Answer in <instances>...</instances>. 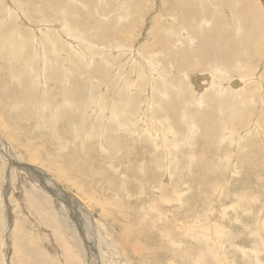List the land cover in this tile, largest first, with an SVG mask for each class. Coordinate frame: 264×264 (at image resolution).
Instances as JSON below:
<instances>
[{"label":"rangeland","instance_id":"rangeland-1","mask_svg":"<svg viewBox=\"0 0 264 264\" xmlns=\"http://www.w3.org/2000/svg\"><path fill=\"white\" fill-rule=\"evenodd\" d=\"M194 1L197 4H194ZM224 1L0 0V14L3 16L2 20L0 15V30L5 31L4 33L0 31L4 35L0 34V47L4 45L0 49L2 57H0V122L2 125L0 134L7 143L15 141L20 144L13 143V146L20 149H14L10 143L7 145L10 151L6 152V157L16 162L15 167H11L9 161L4 160L5 155L0 153V264H264V220L262 219L264 218V119H262L264 118V57H261V61L260 55L247 59V64L242 59L234 63L236 57H233L229 62H224L225 67L218 63L215 65V60L213 63L204 60L203 53L209 52L212 48L209 43L202 48L201 45L205 39L200 37L201 32L204 35L208 34L206 42L210 39L212 43H217L221 35L218 29L217 34L212 30L215 23L216 26L228 28L230 35L236 38L240 36L236 30L240 28L244 32L246 29L243 25L237 24L241 18L239 13L244 12L242 7L247 9L250 15L249 20L251 18L258 20V27H263V30L256 29L255 36L260 35L261 32L264 33V0H226L225 3ZM177 4L179 5L176 6ZM188 6L192 8H187L189 11L186 9ZM185 16L187 19L190 18L188 20L190 25L182 23L184 21L182 18ZM1 21L4 22L3 25ZM206 21H209V26L206 25ZM200 22L204 27H201ZM205 25L208 27L205 28ZM8 27L11 31H8ZM201 28H203L202 31L199 30ZM196 30L201 32L197 35ZM157 32L160 33L157 34ZM230 35L228 38L234 39ZM170 36H172L170 39L174 37L172 39L175 40L174 42L169 39ZM180 36L182 41L183 38L185 39V43L188 40L186 44L181 41ZM190 36L191 39H189ZM223 36L225 35L222 34ZM29 37L32 38H30L31 41ZM150 41H153V44ZM188 46L193 50L196 49L191 51L189 48L194 55L187 50ZM23 50L24 52L26 50L25 58ZM212 51L215 53L214 50ZM153 56L158 59H154ZM124 60L126 63L122 62ZM15 62L20 63L17 65ZM6 63L10 64V67L13 65V68H9ZM211 63L213 66L208 65ZM122 64L126 66V69L122 67ZM150 64L152 66L154 64V67L149 66ZM24 65L31 70L29 79L25 75ZM22 69L24 70L21 73ZM20 73L26 76L23 78L28 79L26 82L21 78ZM41 74H44V77ZM196 76H204L198 82L202 88L195 86L193 79ZM11 79L14 81L18 79V81L14 82ZM30 81L34 82L29 83L30 86H28ZM233 81L237 82L236 86L232 85ZM120 82L123 84L121 85ZM24 83L25 85H22ZM84 85L87 88L88 86L93 88L92 91L84 89L82 87ZM126 85L130 88H126ZM98 86L101 89L104 88L107 93L103 89L101 91ZM227 86L230 88L228 89ZM116 88L124 90L122 96L120 90ZM50 89L53 91L51 92ZM212 89L217 90L212 92ZM247 89L249 94H246ZM30 90L37 92V95L34 92L31 94ZM60 92L61 98H59ZM126 92L128 94H125ZM223 92L229 94L226 95L227 98ZM256 92L259 94L254 96ZM157 93L159 96L155 95ZM168 93L170 96H166ZM160 94H163L162 97ZM119 96L122 97V99L120 97L122 102H119ZM163 97L165 100L169 97L168 101L170 97H174L175 102H172V99L170 107H167L168 102L162 99ZM40 98H42L41 103ZM58 98L63 101H59ZM82 98H87L86 104H84L85 99ZM32 99L33 103H31ZM38 99L40 101H37ZM79 99L82 101L80 102ZM131 99L135 101L131 102ZM222 99L227 100H225L227 105L222 104ZM73 100L81 104H74ZM55 101L61 102L65 108L67 106L69 109L59 105L55 112V106L52 104ZM67 101L71 103V105L69 103L71 107ZM100 101L104 104L101 105ZM129 102H136L137 106L133 104L136 106L134 107ZM149 102L152 104L150 105ZM119 103L123 106L121 110L119 109L122 106ZM123 103L128 106L126 107ZM4 104L7 106L4 107ZM10 105H13L14 107H11L15 109ZM29 105L33 109L32 113ZM80 105H82V112L78 108ZM100 107L106 109V115L103 114L104 108L101 110ZM17 108L19 111L16 110ZM111 108L117 111L115 117L110 116L112 113L115 114ZM135 108L136 111H134ZM73 109L78 111L77 115L82 114V118L79 115L76 116ZM92 110L94 113H90ZM66 111L73 112V115L71 112L69 116L66 115ZM59 113L64 114L68 119L73 116V120H68ZM89 115L95 119H92V116L90 118ZM102 115H105L104 121H102ZM123 116H126V119L130 117V120L126 121ZM116 117L122 122L117 119L118 123L114 119ZM94 120L96 121L93 122ZM39 123L42 128L38 125ZM112 123H116V127L119 126L121 131ZM66 124L73 128L68 126L66 128ZM128 124H130L129 127ZM215 124L218 126L215 127ZM101 125L104 127L102 128ZM201 125L204 126L202 132ZM216 128L219 131H216ZM92 130L98 134L95 132L93 134ZM53 131H56L55 134ZM70 131L71 134L68 133ZM116 131H118L117 135ZM72 132L76 134L75 138ZM234 133L237 136L232 135ZM96 135L98 137L100 135L101 139ZM249 138L253 142H250ZM100 141L102 144L99 143ZM115 142L120 143L119 147ZM250 144L256 149L254 150ZM120 148L127 154L126 156L122 155ZM29 154L36 160H29ZM137 155L139 157L135 158ZM130 157L134 159H128ZM152 157H155L154 160ZM140 161H143L142 164Z\"/></svg>","mask_w":264,"mask_h":264},{"label":"bare ground","instance_id":"bare-ground-1","mask_svg":"<svg viewBox=\"0 0 264 264\" xmlns=\"http://www.w3.org/2000/svg\"><path fill=\"white\" fill-rule=\"evenodd\" d=\"M166 1H168V0H166ZM171 1H172V0H171ZM173 1H174V0H173ZM192 1H193V0H192ZM209 1H210V0H209ZM225 1H226V0H225ZM225 1H224V3H225ZM237 1H238V0H237ZM19 2H20V1H19ZM175 2H176V1H175ZM175 2H174V3H175ZM179 2H180V1H179ZM190 2H191V1H190ZM195 2H196V1H194V4H197V3H195ZM186 3H187V2H186ZM186 3H185V5H186ZM191 3H192V2H191ZM191 3H190V4H191ZM222 3H223V1H222ZM171 4H172V3H171ZM181 4H183V3H181ZM209 4H211V2H209ZM233 4H235V2H234ZM168 5H169V3H168ZM173 5L175 6V4H173ZM178 5H179V4H177L176 6H178ZM211 5H213V4H211ZM251 5H252V4H251ZM162 6H163V5H162ZM165 6H166V4H165ZM190 6H191V5H190ZM197 6H198V5H197ZM205 6H206V5H205ZM213 6H214V5H213ZM218 6H219V5H218ZM191 7H193V6H191ZM200 7H201V6H200ZM230 7L232 8L233 6H230ZM159 8H160V7H159ZM163 8H165V7L163 6ZM166 8H167V7H166ZM171 8H173V7H171ZM176 8H177V7H176ZM187 8H189V6L186 7V9H187ZM195 8H196V7H195ZM219 8H220V7H219ZM160 9H161V8H160ZM160 9H159V10H160ZM173 9H174V8H173ZM179 9H180V8H179ZM181 9H183V8H181ZM189 9H192V8H189ZM221 9H222V8H221ZM223 9H224V8H223ZM187 10H188V9H187ZM214 10H215V9H214ZM242 10H243L244 12L239 13V15H240L241 18H239L238 23H237V20H236V23H237V24H240V25H243V27H245L246 29H245V31L243 32L240 28H238V30H236V31L239 32L240 36H238L237 38H236V36H234V35H230L231 32H229L230 30H229L228 28L226 29L225 27L216 26V23L214 22V23H215V26H213L212 30H214V31L216 32V34H217V29H218V32H219V34L221 35V38H220V36H219V40L217 41V43L214 42V43H216V44H214V43H212V42L210 41V39L208 40V42H206V39H208V36H209V35H208V34H206V35L202 34L201 31H202L203 28L199 29V30H201V31H198V32H201V33H200V37H201V39H205V40H203L204 42L202 43L201 47H202V48H205V47L207 46V43H209L210 46H211L210 48H212V49L209 51L210 54H209V52H205V53H203V58H204V60H208V61H210V62H212V63H213V61L215 60L214 64H215V63H218V64H220V66H224V67H225L224 62H229V61L231 60V58H233V57H234V58L236 57L235 60H234V63H236V62H240V59H242V61H244L245 64H247V59H252V58H254V57L258 56V55H260V61H261V57H262V56L264 57V33H262V32L260 31L261 34L258 35V36H255L256 33H257L256 29H257V28H258V29L260 28V26L258 27V24H259V23L257 22L258 20L256 21V20H254L253 18H251V19L249 20L250 15H249L247 9L242 7ZM165 11H166V10H165ZM165 11H164V12H165ZM188 11H189V10H188ZM196 11H197V10H196ZM166 12H167V11H166ZM171 12H172V13H175V12H173V11H171ZM177 12H178V11H176V13H177ZM190 12H191V11H190ZM207 12H208V11H207ZM6 13H7V12H6ZM6 13H5V14H6ZM160 13H161V12H160ZM187 13H189V12H187ZM7 14H8V13H7ZM7 14H6V15H7ZM161 14H162V13H161ZM167 14L169 15L170 13H167ZM167 14H165V15H167ZM211 14H212V13H211ZM214 14H215V13H214ZM233 14H234V13H233ZM0 15H1V14H0ZM162 15H164V14H162ZM171 15H172V14H171ZM181 15H183V14H181ZM195 15H196V14H195ZM218 15H219V14H218ZM239 15H238V16H239ZM1 16H2V15H1ZM7 16H8V15H7ZM175 16H176V14H175ZM183 16H184V15H183ZM203 16H204V15H203ZM211 16H212V15H211ZM215 16H216V15H215ZM223 16H224V15H223ZM234 16H235V14H234ZM4 17L7 18L6 16H4ZM9 17H10V16H9ZM160 17H161V16H160ZM179 17H180V16H179ZM189 17H190V15H189ZM0 18H1V17H0ZM177 18H178V17H177ZM181 18H182V17H181ZM190 18H191V17H190ZM190 18L187 19V17L185 16L184 18H182V21L184 20L182 23H187V24H188V20H189ZM215 18H216V17H215ZM153 19H154V18H153ZM192 19H193V18H192ZM206 19H208V18H206ZM237 19H238V17H237ZM2 20H3V16H2ZM174 20H175V19H174ZM194 20H195V19H194ZM200 20H201V18H200ZM210 20H211V19H210ZM253 20H254V22H252ZM201 21H202V20H201ZM149 22H150V21H149ZM191 22L193 23V21H191ZM206 22H207L206 25L209 26V23H208L209 21H206ZM1 23H2V25L4 24V22H2V21H1ZM133 23H134V22H133ZM197 23H198V22H197ZM202 23H203V22H202ZM214 23H213V24H214ZM7 24H8V23H7ZM9 24H10V23H9ZM11 24H12V23H11ZM164 24H165V23H164ZM190 24H191V23H190ZM190 24H188V25H190ZM194 24H195V23H194ZM194 24H193V25H194ZM199 24H201V22H200ZM204 24H205V23H204ZM260 24H261V23H260ZM5 25H6V24H5ZM182 25H183V24H182ZM184 25H185V24H184ZM201 25H202V24H201ZM201 25H200V26H201ZM206 25H205V28L208 27V26H206ZM222 25H223V24H222ZM6 26H7V25H6ZM142 26H143V25H142ZM158 26H159V25H158ZM185 26H186V25H185ZM196 26H198V25L196 24ZM261 26H262V25H261ZM1 27H2V26H1ZM153 27H154V26H153ZM166 27H167V26H166ZM187 27H188V26H187ZM187 27H186V28H187ZM201 27H204V25H202ZM237 27H240V26L237 25ZM4 28H5V26H4ZM13 28H14V27H13ZM156 28H157V27H156ZM158 28H159V27H158ZM205 28H204V29H205ZM233 28H234V27H233ZM187 29H188V28H187ZM197 29H198V28H197ZM219 29H220V31H219ZM261 29L263 30V27L260 28V30H261ZM9 30H10V27H8V31H9ZM12 30H14V29H12ZM20 30H21V29H20ZM132 30H133V29H132ZM182 30H183V29H182ZM190 30H191V29H190ZM190 30H189V31H190ZM0 31H2V30H0ZM10 31H11V30H10ZM18 31H19V30H18ZM176 31H177V30H176ZM258 31H259V30H258ZM2 32H3V31H2ZM4 32H5V31H4ZM4 32H3V33H4ZM12 32H13V34L15 35L14 31H12ZM12 32H11V33H12ZM16 32H17V30H16ZM20 32H21V31H20ZM187 32H188V31H187ZM192 32H193V31H192ZM196 32H197V30H196ZM198 32H197V35H198ZM260 32H259V33H260ZM22 33H23V31H22ZM158 33H160V32H157V34H158ZM168 33H169V32H168ZM188 33H189V32H188ZM188 33H187V34H188ZM0 34L3 35L2 33H0ZM9 34H10V33H8V35H9ZM17 34H18V33H17ZM149 34H150V33H149ZM187 34H186V35H187ZM192 34H193V33H192ZM222 34L225 35V36L222 37ZM235 34H236V33H235ZM1 35H0V37H1ZM10 35H11V34H10ZM131 35H132V34H131ZM152 35H153V34H152ZM174 35H175V34H174ZM194 35H195V34H194ZM228 35H230L231 37H233L235 40L232 39V38H228ZM3 36H4V35H3ZM24 36H25V40H26V39H27V38H26V35H24ZM28 36H29V35H28ZM164 36H165V35H164ZM168 36H169V35H168ZM176 36H179V35H176ZM176 36H175V37H176ZM210 36H211V34H210ZM215 36H216V35H215ZM6 37H7V35H6ZM9 37H10V36H9ZM12 37H13V36H12ZM20 37H21V35H20ZM165 37H167V36H165ZM171 37H172V36H170L169 39H170ZM183 37H184V36H183ZM193 37H194V36H193ZM2 38H4V37H2ZM30 38H31V37H29V40H30ZM155 38H156V37H155ZM167 38H168V37H167ZM173 38H174V37H173ZM173 38H172V39H173ZM177 38H178V37H177ZM177 38H176V39H177ZM180 38H181V36H180ZM198 38H199V37H198ZM0 39H1V38H0ZM16 39H17V38H16ZM16 39H15V40H16ZM31 39H32V38H31ZM33 39H34V38H33ZM158 39H159V38H158ZM172 39H170V40H172ZM189 39H191V36H190ZM201 39H199V40H201ZM213 39H214V37H213ZM2 40H3V39H2ZM8 40H9V39H8V37H7V41H8ZM15 40H14V41H15ZM17 40H19V39H17ZM23 40H24V39H23ZM184 40H185V39L183 38V41H182V38H181V41L184 42V44H186L188 40L186 41V43H185ZM5 41H6V40H4V42H5ZM11 41H12V39H11ZM20 41H21V40H20ZM30 41H31V40H30ZM123 41H124V40H123ZM127 41H128V40H127ZM156 41H157V40H156ZM172 41H173V40H172ZM172 41H170V42H172ZM174 41H175V40H174ZM174 41H173V42H174ZM179 41H180V40H179ZM179 41H177V42H179ZM12 42H13V41H12ZM12 42H10V44H11ZM17 42H18V41H17ZM27 42H29V41H27ZM128 42H129V41H128ZM150 42L152 43L153 41H150ZM189 42H190V41H189ZM192 42H193V40H192ZM192 42H191V43H192ZM29 43H32V42H29ZM29 43H28V44H29ZM39 43H40V42H39ZM45 43H46V42H45ZM164 43H165V42H164ZM166 43H167V41H166ZM1 44H3V43H1ZM6 44H7V45H10V44H8V43H6ZM144 44H145V43H144ZM152 44H153V43H152ZM158 44H159V43H158ZM171 44H172V43H171ZM175 44H176V42H175ZM193 44H194V43H193ZM200 44H201V43H200ZM209 44H208V45H209ZM17 45H18V44H17ZM122 45H123V44H122ZM142 45H143V44H142ZM149 45H150V44H149ZM155 45H156V44H155ZM169 45H170V44H169ZM172 45H173V44H172ZM188 45H189V43H188ZM191 45H192V44H191ZM195 45H196V44H195ZM197 45H198V44H197ZM18 46H19V45H18ZM20 46H21V45H20ZM29 46L32 47V45H30V44H29ZM119 46H121V45H119ZM145 46H146V44H145ZM150 46H151V45H150ZM170 46H171V45H170ZM178 46H179V43H178ZM184 46H185V45H184ZM199 46H200V45H199ZM2 47H4V45H3ZM2 47H0V49H1ZM7 47H8V46H7ZM14 47H15V46H14ZM25 47H26V46H25ZM39 47H40V46H39ZM44 47H45V46H44ZM44 47H43V48H44ZM141 47H142V46H141ZM143 47H144V46H143ZM146 47H147V46H146ZM151 47H152L153 49H155L154 46H151ZM161 47H162V49H164L162 44H161ZM174 47H175V46H174ZM179 47H180V46H179ZM186 47H187V45H186ZM186 47H185V48H186ZM208 47H209V46H208ZM22 48H23V47H22ZM133 48H134V46H133ZM177 48H178V47H177ZM189 48L191 49V47L188 46V49H187V50H189ZM210 48H209V49H210ZM10 49H11V48H10ZM16 49H17V48H16ZM18 49H20V48H18ZM120 49H121V47H120ZM122 49H123V48H122ZM158 49H159V48H158ZM171 49H172V48H171ZM178 49H179V48H178ZM200 49H201V48H200ZM6 50H7V49H6ZM26 50H27V49H26ZM26 50H25V52H26ZM126 50H127V49H126ZM159 50H160V49H159ZM173 50H174V49H173ZM182 50H184V49H182ZM192 50H193V49H191V51H192ZM194 50H196V49L194 48ZM194 50H193V51H194ZM203 50H204V49H203ZM212 50H214L215 53H214ZM8 51H9V49H8ZM10 51H12V50H10ZM21 51H22V50H21ZM108 51H109V50H108ZM122 51H123V50H122ZM141 51H142V49H141ZM144 51H145V49H144ZM147 51H148V50H147ZM161 51H162V50H161ZM164 51H165V50H164ZM174 51H175V50H174ZM174 51H173V52H174ZM189 51H190V50H189ZM191 51H190V52H191ZM198 51H199V50H198ZM198 51H197V52H198ZM1 52H2V51H1ZM3 52H4V51H3ZM14 52H15V49H14ZM16 52H17V51H16ZM25 52H24V50H23V54H24ZM27 52H28V51H27ZM155 52H156V50H155ZM170 52H172V50H171ZM197 52H196V53H197ZM107 53H108V52H107ZM124 53H125V52H124ZM146 53H147V52H146ZM148 53H149V52H148ZM175 53H176V52H175ZM191 53H192V52H191ZM199 53H201V52H199ZM10 54H11V53H10ZM19 54H20V53H19ZM26 54H27V53H26ZM43 54H44V53H43ZM103 54H105V53H103ZM108 54H109V53H108ZM108 54H107V55H108ZM130 54H131V53H130ZM130 54H129V55H130ZM159 54H160V53H159ZM163 54H165V52H163ZM163 54H162V55H163ZM192 54H193V53H192ZM4 55H5V54H4ZM15 55H16V54H15ZM21 55H22V53H21ZM129 55H128V56H129ZM160 55H161V54H160ZM193 55H194V54H193ZM193 55H192L191 57H193ZM198 55H200V54H198ZM10 56H11V55H10ZM12 56H13V55H12ZM103 56H104V55H103ZM113 56H115V55H113ZM134 56H135V54H134ZM147 56H148V55H147ZM155 56H156V55H155ZM200 56H201V55H200ZM0 57H1V55H0ZM21 57H22V56H21ZM26 57H27V56H26ZM110 57H111V56H110ZM153 57H154V56H153ZM158 57H161V56L158 55ZM164 57H166V56H164ZM178 57H179V56H178ZM182 57H183V56H182ZM184 57H185V56H184ZM201 57H202V56H201ZM1 58H2V57H1ZM5 58H6V57H5ZM24 58H25V54H24ZM28 58H29V57H28ZM134 58H135V57H134ZM137 58H138V57H137ZM149 58H150V56H149ZM151 58H152V54H151ZM156 58H157V57H154V59H156ZM175 58H176V56H175ZM13 59H14V58H13ZM13 59H11V60L13 61ZM17 59H19V58H17ZM145 59H146V58H145ZM152 59H153V58H152ZM157 59H158V58H157ZM162 59H163V58H162ZM183 59H184V58H183ZM176 60H177V59H176ZM25 61H26V60H25ZM140 61H141V60H140ZM147 61H149V60H147ZM164 61H166V60L164 59ZM164 61H163V62H164ZM168 61H169V60H168ZM168 61H167V62H168ZM201 61H202V60H201ZM263 61H264V60H263ZM20 62H21V59H20ZM20 62H15V63L17 64V63H20ZM27 62H28V61H27ZM40 62H41V61H40ZM122 62H125V63H126L125 60L122 61ZM143 62H144V61H143ZM149 62H150V61H149ZM161 62H162V61H161ZM15 63H14V64H15ZM23 63H24V62H23ZM120 63H121V62H120ZM151 63H152V61H151ZM153 63H154V62H153ZM164 63H165V62H164ZM170 63H171V62H170ZM185 63H186V61H185ZM212 63H211V64H208V65L213 66ZM234 63H233V64H234ZM242 63H243V62H242ZM257 63H258V62H257ZM6 64H7V63H6ZM12 64H13V63H12ZM12 64H11V65H12ZM25 64H26V62H25ZM123 64H124V63H123ZM123 64H122V67H123V68L125 67V69H126V66H124ZM154 64H156V63H154ZM154 64H153V66H152V64H150L149 66L154 67ZM166 64H167V63H166ZM177 64H178V63H177ZM228 64H229V63H228ZM261 64H262V63H261ZM7 65H8V64H7ZM9 65H10V64H9ZM9 65H8V66H9ZM17 65H19V64H17ZM22 65H23V64H22ZM26 65L29 67L28 64H26ZM26 65H24V68H26V67H25ZM157 65H159V64L157 63ZM164 65H165V64H164ZM172 65H173V64H172ZM186 65H187V63H186ZM215 65H216V64H215ZM255 65H256V64H255ZM257 65H258V64H257ZM12 66H13V65H12ZM12 66H11V67L9 66V68H13ZM155 66H156V65H155ZM170 66H171V65H170ZM191 66H193V65H191ZM204 66H205V64H204ZM18 67H20V66H18ZM28 67L26 68L25 75L28 76V79H29V77H30V73H31L30 71H31V70H30ZM146 67H147V66H146ZM166 67H167V66H166ZM175 67H176V66H175ZM197 67H198V66H197ZM7 68H8V67H7ZM22 68H23V67H22ZM32 68H34V67H32ZM32 68H31V69H32ZM159 68H160V67H159ZM169 68H170V67H169ZM169 68H168V69H169ZM171 68H172V67H171ZM211 68H212V67H211ZM19 69H20V68H19ZM163 69H164V68H163ZM202 69H203V68H202ZM212 69H213V68H212ZM216 69H217V68H216ZM253 69H254V68H253ZM253 69H252V70H253ZM7 70H10V69H7ZM11 70H12V69H11ZM23 70H24V69L21 70V73H22ZM34 70H36V69H34ZM38 70H39V69H38ZM156 70H157V69H156ZM160 70H161V69H160ZM160 70H159V71H160ZM165 70H166V69H165ZM171 70H172V69H171ZM32 71H33V69H32ZM112 71H113V70H112ZM119 71H121V70L119 69ZM153 71H154V70H153ZM167 71H168V70H167ZM5 72H6V71H5ZM9 72H10V71H8V73H9ZM12 72H13V71H12ZM19 72H20V70L18 71V73H19ZM128 72H129V71H128ZM163 72H164V71H163ZM179 72H180V71H179ZM208 72H209V71H208ZM216 72H217V70H216ZM6 73H7V72H6ZM13 73H15V72H13ZM21 73H20V74H21ZM37 73H38V72H37ZM121 73H122V71H121ZM165 73H166V71H165ZM189 73H190V72H189ZM258 73H259V72H258ZM33 74H34V73H33ZM119 74H120V73H119ZM149 74H150V73H149ZM156 74H157V73H156ZM161 74H162V73H161ZM187 74H188V73H187ZM187 74H185V76H186ZM210 74H211V73H210ZM8 75H9V74H8ZM8 75H7V76H8ZM12 75H13V74H12ZM16 75H18V74H16ZM16 75H15V76H16ZM21 75H22V74H21ZM34 75L36 76V74H34ZM41 75H43V77H44V74H41ZM46 75H47V74H46ZM125 75H126V74H125ZM167 75H168V74H167ZM211 75H212V74H211ZM213 75H214V74H213ZM261 75H262V74H261ZM4 76H5V75H4ZM18 76H19V75H18ZM22 76H23V75H22ZM22 76H21L22 79H23V78H26V76H25V77H24V76L22 77ZM37 76H38V75H37ZM113 76H115V75H113ZM126 76H127V75H126ZM214 76H215V75H214ZM10 77H11V76H9V78H10ZM32 77H33V76H31V78H32ZM107 77H108V76H107ZM115 77L117 78V76H115ZM155 77H156V76H155ZM203 77H204V76H196V77L193 79L194 84H195V83L197 84V85L195 84V86H196L197 88H200V87L202 88V86L199 85L198 82H199V80H200L201 78H203ZM209 77H210V76H209ZM218 77H219V76H218ZM238 77H239V76H238ZM260 77H261V76H260ZM16 78H17V77H16ZM19 78H20V77H19ZM19 78H18V79H19ZM21 78H20V79H21ZM33 78H34V77H33ZM181 78H182V77H181ZM212 78H213V76H212ZM232 78H233V77H232ZM18 79H17V81H18ZM28 79H23V80H24V82H26ZM45 79H46V78H45ZM50 79H51V78H50ZM105 79H106V76H105ZM176 79H177V78H176ZM7 80L10 82V79H8V77H7ZM7 80H6V81H7ZM11 80H12V79H11ZM101 80H102V82H103V79H101ZM164 80H165V79H164ZM164 80H163V81H164ZM214 80H215V79H214ZM220 80H222V78H221ZM225 80H226V79H225ZM233 80H234V79H233ZM263 80H264V79H263ZM8 81H7V82H8ZM12 81H14V80H12ZM17 81L15 80L14 82H17ZM46 81H47V80H46ZM172 81H173V80H172ZM181 81H182V80H181ZM212 81H213V80H212ZM217 81H218V80H217ZM223 81H224V80H223ZM243 81L245 82V80H243ZM257 81H258V80H257ZM22 82H23V81H22ZM33 82H34V81H33ZM33 82H31V81L28 82V86H30V84L33 83ZM36 82L38 83V79H37ZM39 82H40V81H39ZM43 82H44V81H43ZM102 82H101V83H102ZM152 82H153V81H152ZM226 82H227V81H226ZM258 82H259V81H258ZM12 83H13V82H12ZM29 83H30V84H29ZM82 83H83V82H82ZM85 83H86V81H85ZM123 83H124V80H123ZM123 83H122V84H123ZM167 83H168V82H167ZM174 83H175V82H174ZM222 83H223V82H222ZM253 83H254V82H253ZM259 83H260V82H259ZM34 84H35V83H34ZM46 84H47V83H46ZM86 84H87V83H86ZM120 84H121V82H120ZM122 84H121V85H122ZM152 84H153V83H152ZM155 84H156V82H155ZM165 84H166V83H165ZM172 84H173V83H172ZM186 84H187V83H186ZM212 84H213V83H211V85H212ZM236 84H237L236 81H233V82H232V85H233V86H236ZM246 84H247V83H246ZM257 84H258V83H257ZM257 84H256V85H257ZM15 85H16V83H15ZM19 85H20V84H19ZM22 85H25V83L22 84ZM37 85H38V84H37ZM40 85H41V83H40ZM40 85H39V87H40ZM66 85H67V87H68V84H66ZM103 85H104V84H103ZM128 85H130V83H129ZM128 85H126V88H130ZM156 85H157V84H156ZM188 85H189V84H188ZM214 85H215V81H214ZM220 85H221V84H220ZM42 86H43V85H42ZM55 86H57V85H55ZM55 86H54V89L56 88ZM105 86H107V85H105ZM132 86H133V85H132ZM153 86H154V85H153ZM153 86H152V87H153ZM159 86H160V85H159ZM18 87H19V86H18ZM18 87H17V88H18ZM34 87H35V85H34ZM34 87H33V88H34ZM47 87H48V86H47ZM51 87H52V86H51ZM67 87H66V88H67ZM82 87H84V89L87 88L85 85L82 86ZM98 87H99V86H98ZM119 87H120V86H119ZM121 87H122V86H121ZM123 87H124V85H123ZM160 87H161V86H160ZM160 87H158V89H159ZM165 87H166V85H165ZM185 87H186V86H185ZM189 87H190V86H189ZM212 87L214 88V86H212ZM218 87H219V89H220V86H219V85H218ZM223 87H224V86H223ZM242 87H243V86H242ZM33 88H32V89H33ZM43 88H44V87H43ZM45 88H46V86H45ZM88 88H89V86H88ZM88 88H87V90H90V89H91V91H92V89H93V88H89V89H88ZM107 88H108V87H107ZM124 88H125V87H124ZM124 88H123V89H124ZM143 88H144V87H143ZM153 88H154V87H153ZM183 88H184V86H183ZM187 88H188V87H187ZM208 88H209V87H208ZM208 88H207V90H208ZM227 88H228V86H227ZM227 88H226V91H228V89H229L230 87H229L228 89H227ZM250 88H251V87H250ZM35 89H36V88H35ZM37 89H38V88H37ZM47 89H48V88H47ZM69 89H70V87H69ZM99 89H101V88L99 87ZM102 89L105 91L104 88H102ZM102 89H101V91H103ZM116 89H119V88H116ZM154 89H155V88H154ZM163 89H164V88H163ZM165 89L167 90L168 88H165ZM180 89H181V88H180ZM185 89H186V88H185ZM188 89H189V88H188ZM219 89H218V91H219ZM221 89H223V91H225L224 88H221ZM236 89H237V88H236ZM236 89L234 90V92L236 91ZM22 90H23V89H22ZM28 90H29V89H28ZM28 90H26V91H28ZM40 90H42V89L40 88ZM43 90H45V89H43ZM51 90H52V89H50V91H51ZM55 90H56V89H55ZM67 90H68V89H66V91H67ZM71 90H73V89H71ZM71 90H70V91H71ZM95 90H97L96 87H95ZM106 90H108V89H106ZM112 90H113V89H112ZM119 90H120V89H119ZM121 90H122V88H121ZM121 90H120V95L122 96L124 90H122V93H121ZM139 90H140V89H139ZM139 90H138V91H139ZM212 90H213L212 92H216L215 90H217V89H215V90L212 89ZM241 90H243V89H241ZM261 90H262V89H261ZM30 91H31V90H30ZM30 91H29V92H30ZM35 91H36V90H35ZM52 91H53V90H52ZM52 91H51V92H52ZM56 91H57V90H56ZM56 91H54V92H56ZM59 91H60V90H59ZM70 91H68V92H70ZM74 91H75V90H74ZM97 91H98V90H97ZM97 91H96V92H97ZM99 91H100V90H99ZM101 91H100V92H101ZM109 91H110V90H109ZM117 91H118V90H117ZM170 91H172V90H170ZM170 91H168V92H170ZM178 91H180V90H178ZM178 91H177V92H178ZM203 91H204V90H203ZM209 91H210V90H209ZM220 91L222 92V90H220ZM229 91H230V90H229ZM231 91H232V90H231ZM231 91H230V92H231ZM245 91H246V89H245ZM24 92H25V91H24ZM32 92H34V91H31L30 93L32 94ZM48 92H49V91H48ZM72 92H73V91H72ZM72 92H71V93H72ZM75 92H76V91H75ZM105 92L107 93V91H105ZM115 92H116V91H115ZM151 92H152V91H151ZM165 92H166V91H165ZM173 92H174V90H173ZM182 92H183V91H182ZM182 92H181V93H182ZM241 92H243V91H241ZM248 92H249V89H247V93H246V94H249ZM9 93H11V91H9ZM30 93H28V94H30ZM36 93H37V92H36ZM36 93L34 92V94H36ZM56 93H57V92H56ZM102 93H103V92H102ZM106 93H105V94H106ZM116 93H117V92H116ZM116 93H114V94L116 95ZM160 93H161V90H160ZM219 93H220V92H219ZM223 93H225L224 96L227 95L226 92H223ZM239 93H240V91H239ZM260 93H262V92H260ZM31 94H30V95H31ZM40 94H41V93H40ZM59 94L61 95V92H60ZM67 94H68V93H67ZM73 94H74V92H73ZM75 94H76V93H75ZM88 94H89V93H88ZM90 94H91V93H90ZM96 94H97V93H96ZM112 94H113V92H112ZM118 94H119V92H118ZM125 94H128V93L126 92ZM125 94H124V95H125ZM158 94H159V93H157V94H155V95H158ZM163 94H164V93H163ZM163 94H162V95H163ZM170 94L172 95V92H171ZM258 94H259V93H258ZM258 94H257V92H256V94H254V96H255V95H258ZM10 95H11V94H10ZM26 95H27V94H26ZM36 95H37V94H36ZM38 95H39V94H38ZM44 95H45V94H44ZM44 95H43V96H44ZM80 95H81V94H80ZM100 95H101V93H100ZM107 95H108V94H107ZM115 95H114V98H115ZM140 95H141V94H140ZM151 95L153 96L154 94H151ZM155 95H154V96H155ZM162 95L160 94L161 97H162ZM168 95H169V93H168L166 96H168ZM183 95H184V94H183ZM183 95H182V96H183ZM222 95H223V94H222ZM228 95H229V94H228ZM228 95H227V96H228ZM47 96H48V95H47ZM67 96H68V95H67ZM83 96H84V95H83ZM109 96H111V95H109ZM121 96H119V99H118L119 102L121 101V100H120V97H121ZM126 96H127V95H126ZM158 96H159V95H158ZM164 96H165V95H164ZM169 96H170V95H169ZM200 96H201V95H200ZM219 96H220V95H219ZM224 96H223V97H224ZM227 96H226V98H227ZM231 96H232V95H231ZM243 96H244V95H243ZM246 96L248 97V95H246ZM252 96H253V95H252ZM261 96H262V95H261ZM17 97H18V96H17ZM41 97H42V94H41ZM57 97H58V96H57ZM61 97H62V95H61L59 98H61ZM75 97H76V95H75ZM75 97H74V98H75ZM90 97H91V96H90ZM92 97H93V95H92ZM104 97L107 98V96H104ZM117 97H118V95H117ZM128 97H129V96H128ZM128 97H127V98H128ZM176 97H177V96H176ZM184 97H186V96H184ZM202 97H203V96H202ZM211 97H212V96H211ZM249 97H250V96H249ZM10 98H11V97H10ZM31 98H33V96H32ZM38 98H39V97H38ZM42 98H43V97H42ZM42 98H40L41 101H40L39 99H38L37 101H40V103H41V102H42ZM59 98H58V100H59ZM64 98H65V97H64ZM69 98H70V97H69ZM93 98H94V97H93ZM108 98L110 99V97H108ZM108 98H107V99H108ZM123 98H124V97H123ZM166 98H167V97H166ZM168 98H169V97H168ZM168 98L165 100L164 97H163L162 99H164L165 101H167L168 103L166 104V106H167V107H170L171 100H172L174 97H170L169 101H168ZM194 98H195V97H194ZM203 98H204V97H203ZM219 98H220V97H219ZM260 98H261V97H260ZM12 99H13V98H12ZM17 99H18V98H17ZM26 99H27V98H26ZM29 99H30V98H28V100H29ZM36 99H37V97H36ZM44 99H46V98H44ZM51 99H52V98H51ZM70 99L72 100V98H70ZM77 99H78V98H77ZM82 99H85V98H82ZM102 99H103V95H102ZM121 99H122V97H121ZM134 99H135V98H134ZM160 99H161V98H160ZM175 99H176V98H175ZM196 99H199V98L196 97ZM204 99H205V98H204ZM223 99H224V98H223ZM223 99H222V100H223ZM230 99H231V98H230ZM248 99H250V98H248ZM49 100H50V98H49ZM49 100H47V101H49ZM53 100H55V99H53ZM53 100H52V101H53ZM61 100H62V99H61ZM61 100H59V101H61ZM65 100H66V99H64V101H65ZM67 100H68V99H67ZM91 100H92V99H91ZM100 100H101V99H100ZM116 100H117V99H116ZM118 100H117V103H118ZM125 100H126V99H125ZM127 100H128V99H127ZM127 100H126V101H127ZM135 100H136V99H135ZM135 100H132V99H131L130 101L133 102V101H135ZM157 100H159V98H158ZM213 100H214V99H213ZM216 100H217V99H216ZM225 100H226V99H225ZM225 100H223L222 104H225V103H226V105H227V102H226L227 100H226V101H225ZM251 100H252V99H251ZM251 100H250V101H251ZM6 101H7V100H6ZM12 101H13V100H12ZM14 101H15V100H14ZM35 101H36V100H35ZM62 101H63V100H62ZM62 101H61V102H62ZM73 101H74V104H77V103H78V102L76 103L75 100H73ZM79 101L81 102L82 100L79 99ZM85 101H87V98L84 100V102H85ZM88 101H90L89 98H88ZM123 101H124V99H123ZM154 101H155V100H154ZM162 101H163V100H162ZM165 101H164V102H165ZM209 101H210V100H209ZM209 101H208V102H209ZM219 101H221V98H220ZM246 101H247V99H246ZM246 101H244V102L246 103ZM262 101H263V100H262ZM262 101H260V102H262ZM19 102H20V101H19ZM30 102H31V101H29L28 103H30ZM55 102H56V101H55ZM55 102H52V104H53V106H55V109H54V110H55V112H56V110H58L57 107H59V105L61 106L62 103H61V102H60V103H58V102L55 103ZM80 102H79V103H80ZM100 102H101V101H100ZM100 102H99V103H100ZM103 102H106V100H105V101L103 100ZM110 102H111V101H110ZM115 102H116V101H115ZM121 102H122V101H121ZM124 102H125V101H124ZM131 102H129L131 105H133V104L136 105V102H134V103H131ZM172 102H175L174 99H173ZM177 102H178V100H177ZM179 102H180V101H179ZM193 102H194V101H193ZM201 102H202V100H201ZM205 102H206V100H205ZM214 102H215V101H214ZM217 102H218V101H217ZM217 102H216V104H217ZM229 102H230V100H229ZM258 102H259V101H258ZM12 103H13V102H12ZM17 103H18V102H17ZM21 103H22V102H21ZM31 103H33V99H32V102H31ZM31 103H30V105H31V107H32V104H31ZM35 103H36V102H35ZM63 103H64V102H63ZM67 103H68V101H67ZM69 103H70V102H69ZM69 103H68V105H69ZM79 103H78V104H79ZM86 103H87V102H85L84 104H86ZM101 103H102V102H101ZM101 103H100V104H101ZM117 103H116V104H117ZM126 103H127V102H126ZM165 103H166V102H165ZM206 103H207V102H206ZM209 103H210V102H209ZM220 103H221V102H220ZM230 103H231V102H230ZM18 104H19V103H18ZM36 104H37V103H36ZM36 104H35V105H36ZM42 104H43V103H42ZM48 104H49V103H48ZM80 104H81V103H80ZM103 104H104V103H102L101 105H103ZM111 104L114 105V103H111ZM119 104H121L120 106H122V103H119ZM138 104L141 105V103H139V102H138ZM149 104H150V102H149ZM151 104H152V103H151ZM151 104H150V105H151ZM168 104H169V105H168ZM176 104H177V103H176ZM198 104H199V103H198ZM201 104H202V103H201ZM213 104H214V103H213ZM222 104H221V106H222ZM262 104H263V103H262ZM4 105H5V104H4ZM4 105H3V106H4ZM13 105H15V104H13ZM13 105H10V107L13 106ZM20 105H21V104H20ZM23 105H24V104H23ZM26 105H27V103H26ZM30 105H29V107H30ZM37 105H38V104H37ZM49 105H50V104H49ZM66 105H67V104H66ZM70 105H71V103H70ZM70 105H69V107H71ZM106 105H107V103H106ZM106 105H104L105 108H107ZM117 105H118V104H117ZM123 105H126V104L123 103ZM134 105H133V106H134ZM140 105H139V106H140ZM150 105H148V106H150ZM162 105H163V103H162ZM179 105H180V104H179ZM207 105H208V103H207ZM6 106H7V105H5L4 107H6ZM21 106H22V105H21ZM24 106H25V105H24ZM27 106H28V105H27ZM41 106H42V105H41ZM46 106H47V104H46ZM62 106H63V105H62ZM81 106H82V105H80V107H78V108H80V112H82V110H81L82 107H81ZM86 106L88 107V105H86ZM91 106H92V104H91ZM98 106H99V105H98ZM115 106H116V105H115ZM115 106H114V108H115ZM127 106H128V104L126 105V107H127ZM133 106H132V107H133ZM136 106H137V105H136ZM136 106H134V107H136ZM171 106H172V105H171ZM174 106H175V105H174ZM197 106H199V105H197ZM215 106H216V105H215ZM218 106H219V105H218ZM224 106H225V105H224ZM10 107H9V109L11 110V108H13L14 106L11 107V108H10ZM16 107H18V106H16ZM31 107H30V111L33 110V109H31ZM47 107H48V106H47ZM63 107H64V106H63ZM72 107H73V106H72ZM74 107L77 108L76 106H74ZM87 107H86V108H87ZM110 107H112V106L110 105ZM116 107H117V106H116ZM118 107H119V105H118ZM126 107H125L124 109H126ZM129 107H130V105H129ZM142 107H143V106H142ZM142 107H141V108H142ZM163 107H164V106H163ZM163 107H162V108H163ZM180 107H181V106H180ZM263 107H264V106H263ZM7 108H8V107H7ZM20 108H21V107H20ZM23 108H24V107H23ZM26 108H27V107H26ZM38 108H39V105H38ZM41 108H42V107H40V109H41ZM51 108H52V107H51ZM60 108H62V107H60ZM64 108H65V107H64ZM64 108H62V109H64ZM67 108H68V107L66 106L65 109H67ZM78 108H77V110L79 111ZM83 108H85V107H83ZM89 108H90V107H89ZM93 108H94V106H93ZM101 108H102V107H100V109H101ZM103 108H104V107H103ZM103 108H102V109H103ZM105 108L103 109V111L105 110V112L103 113V111H102L103 114H105V113L107 114ZM141 108H140V109H141ZM157 108H158V107H157ZM216 108H217V107H216ZM219 108L222 109V107H219ZM13 109H15V108H13ZM13 109H12V110H13ZM28 109H29V108H28ZM44 109H45V108H44ZM52 109H53V108H52ZM65 109H64L63 111H65ZM68 109H69V108H68ZM70 109H71V108H70ZM100 109H99V110H100ZM102 109H101V110H102ZM116 109H117V108H116ZM121 109H123V106L120 107L119 110H121ZM145 109H146V108H145ZM170 109H171V108H170ZM178 109H179V108H178ZM182 109H183V108H182ZM16 110H18V108H17ZM16 110H14V111H16ZM23 110H24V109H23ZM25 110H26V109H25ZM34 110H35V109H34ZM37 110H39V109H37ZM47 110H48V109H46V111H47ZM59 110H60V109H59ZM73 110H74L75 112H74ZM73 110H71V111H73V112L76 114V116L79 115V117L82 118V116H81L82 114H81V115H80V114L77 115V112H78V111H76V109H73ZM95 110H96V109H94V111H95ZM109 110H110V108H109ZM113 110H114V109L111 108V111L114 112L115 114H113V113L111 112L112 114H111L110 116H113V115H114L113 117H115L117 111H113ZM119 110H118V111H119ZM127 110H128V109H126V111H127ZM130 110H131V107H130ZM136 110H137V109L135 108L134 111H136ZM18 111H19V110H18ZM20 111H21V110H20ZM27 111H28V110H27ZM39 111H40V110H39ZM49 111H50V110H49ZM71 111H70V112H71ZM96 111H98V110H96ZM122 111H123V110H122ZM122 111H121V112H122ZM132 111H133V110H132ZM132 111H131V112H132ZM159 111H160V109H159ZM174 111H175V110H174ZM185 111H187V110H185ZM8 112H10V111H8ZM47 112H48V111H47ZM66 112H67V111H66ZM70 112H67L66 115L69 116V115H70V114H69ZM73 112H71L72 115H73ZM88 112H89V111H88ZM131 112H130V113H131ZM225 112H226V111H225ZM225 112H224V113H225ZM25 113H26V112H25ZM31 113H32V111H31ZM33 113H34V111H33ZM41 113H42V110H41L40 114H41ZM90 113H94L93 110H92V112H90ZM90 113H89V114H90ZM95 113H97V112H95ZM98 113H99V112H98ZM100 113H101V111H100ZM109 113H110V111H109ZM123 113H124V112H123ZM133 113L135 114V112H133ZM142 113H143V112H142ZM145 113H146V111H145ZM226 113H227V112H226ZM247 113H248V112H246V114H247ZM260 113H261V112H260ZM14 114H15V113H14ZM34 114H35V113H34ZM43 114H44V112H43ZM60 114H61V113H59V115H60ZM106 114H105V115H106ZM174 114H175V113H174ZM176 114H177V113H176ZM189 114H190V113H189ZM201 114H202V113H201ZM244 114H245V113H244ZM246 114H245V115H246ZM19 115H21V113H19ZM30 115H31V114H30ZM46 115H47V114H46ZM46 115H45V117H46ZM52 115H53V114H52ZM59 115H58V116H59ZM63 115H64V114H63ZM63 115L61 114V116H63ZM84 115H85V114H84ZM93 115H94V114H93ZM105 115H102V117H101V118H102V121L105 120V119L103 120V118H105V117H103V116H105ZM108 115H109V114H108ZM117 115H118V113H117ZM121 115H122V113H121ZM126 115H127V114H126ZM138 115H139V114H138ZM145 115H146V114H145ZM147 115H148V114H147ZM187 115H188V113H187ZM187 115H186V116H187ZM190 115H192V114H190ZM190 115H189V116H190ZM197 115H198V114H197ZM7 116H8V114H7ZM16 116H17V115H16ZM50 116H51V115H50ZM64 116H65V115H64ZM89 116H90V115H89ZM91 116H92V115H91ZM91 116H90V118H91ZM95 116H97V114H95ZM95 116H94V117H95ZM99 116H101V115H99ZM110 116H109V117H110ZM119 116H120V115H119ZM119 116H118V117H119ZM129 116H131V115H129ZM133 116H134V115H133ZM140 116L142 117L141 114H140ZM189 116H187V117H189ZM48 117H49V115H48ZM52 117H53V116H52ZM55 117H57V115H56ZM72 117H73V116L69 117V119H72V120H73ZM84 117H86V115H85ZM120 117H122V116H120ZM125 117H126V116H123V118H125ZM212 117H213V115H212ZM36 118H37V113H36ZM43 118H44V117H43ZM53 118H54V117H53ZM53 118H52V120L54 121ZM65 118H67V117L65 116ZM136 118H138V117H136ZM136 118H135V119H136ZM145 118H147V117H145ZM199 118H200V117H199ZM202 118H203V117H202ZM209 118H210V117H209ZM8 119L10 120V118H8ZM40 119H41V118H40ZM56 119H58V118H56ZM60 119H63V118H60ZM67 119H68V118H67ZM69 119H68V120H69ZM76 119H77V118H76ZM79 119H80V118H79ZM79 119H78V120H79ZM88 119H89V117H88ZM92 119H95V118H93V116H92ZM107 119L109 120V118H107ZM114 119L117 120L118 118L116 117V118H114ZM127 119L130 120V117L127 118ZM127 119L125 118L126 121H128ZM133 119H134V117H133ZM133 119H132L131 121H133ZM147 119H151V118H147ZM170 119H171V117H170ZM200 119H201V118H200ZM262 119H264V118H262ZM34 120H35V119H34ZM34 120H33V122H34ZM63 120H65V119H63ZM63 120H62V121H63ZM78 120H77V122L80 121V120H79V121H78ZM110 120H113V119H110ZM115 120H113V121H115ZM118 120L120 121V119H118ZM118 120H117V122H118ZM121 120H122V119H121ZM141 120H142V119H141ZM203 120H204V119H203ZM208 120H209V119H208ZM7 121H8V120H7ZM35 121H37V120H35ZM44 121H45V120H44ZM44 121H42V122H44ZM49 121H51V120L49 119ZM62 121H61V122H62ZM66 121H67V120H66ZM95 121H96V120H94L93 122H95ZM97 121H99V120L97 119ZM106 121H107V120H106ZM123 121H124V120H123ZM126 121H125V122H126ZM214 121H216V120H214ZM238 121H240V120H238ZM238 121H237V122H238ZM258 121H259V120H258ZM29 122H30V121H29ZM45 122H46V121H45ZM55 122H57V121H55ZM99 122H100V121H99ZM99 122H98V124H99ZM108 122H109V121H108ZM117 122H116V123H117ZM120 122H122V121H120ZM144 122H145V121H144ZM202 122H203V121H202ZM222 122H223V121H222ZM225 122H226V121H225ZM237 122H236V123H237ZM10 123H11V122H10ZM19 123H20V122H19ZM31 123H32V122H31ZM34 123H35V122H34ZM46 123H48V122H46ZM46 123H45V124H46ZM49 123H50V122H49ZM59 123H60V121L58 122V125H59ZM72 123H73V122H72ZM106 123H107V122H106ZM109 123H110V122H109ZM116 123H114V124H115V127H116ZM118 123H119V122H118ZM192 123H193V122H192ZM210 123H211V120H210ZM212 123H214V122H212ZM16 124H18V123H16ZM21 124H22V123H21ZM51 124H52V123H51ZM61 124H62V123H61ZM68 124H70V123H68ZM78 124H79V123H78ZM91 124H92V121H91ZM98 124H97V126H98ZM101 124H102V123H101ZM110 124H111V123H110ZM112 124H113V123H112ZM114 124H113V126H114ZM124 124H125V123H124ZM130 124H131V123H130ZM130 124H128V127H129ZM140 124H141V123H140ZM202 124H203V123H202ZM217 124H218V123H217ZM217 124H215V127H216ZM12 125H13V124H12ZM35 125H37V124H35ZM38 125H40V123H39ZM42 125H43V124H42ZM46 125H48V124H46ZM49 125H50V124H49ZM53 125H54V124H53ZM58 125H56V126H58ZM62 125H63V124H62ZM192 125H193V124H192ZM236 125H237V124H236ZM255 125H256V123H255ZM258 125H259V124H258ZM3 126H4V124H3ZM40 126H41V125H40ZM60 126H61V125H60ZM64 126H65V125H64ZM64 126H63V127H64ZM67 126H68V125L66 124V128L70 127V126H68V127H67ZM72 126H74V125H72ZM94 126H95V124H94ZM101 126H102V125H101ZM101 126H100V128H101ZM107 126H108V125H107ZM107 126H106V127H107ZM113 126H110V127L112 128ZM123 126H127V125H123ZM201 126H202V125H201ZM217 126H218V125H217ZM245 126H246V125H245ZM30 127H31V126H30ZM30 127H29V128H30ZM45 127H46V126H45ZM47 127H48V126H47ZM50 127H51V125H50ZM53 127H54V126H53ZM81 127H82V125H81ZM95 127H96V126H95ZM103 127H104V126H102V128H103ZM115 127H114V128H115ZM141 127H142L141 129H143V126H141ZM240 127H241V126H240ZM243 127H244V126H243ZM31 128H32V127H31ZM33 128H34V127H33ZM41 128H42V126H41ZM41 128H40V129H41ZM48 128H49V127H48ZM59 128H60V127H59ZM70 128H73V127H70ZM116 128H117V127H116ZM116 128H115V129H116ZM145 128H146V127H145ZM202 128H204V126L201 127V132H202ZM0 129H2L1 122H0ZM37 129H38V128H37ZM75 129H76V128H75ZM91 129H92V128H91ZM94 129H95V128H94ZM96 129H97V128H96ZM98 129H99V127H98ZM98 129H97V130H98ZM117 129H120L119 126H118ZM125 129H126V128H125ZM129 129H130V128H129ZM206 129H207V128H206ZM211 129H213V128H211ZM6 130H7V129H6ZM8 130H9V129H8ZM52 130H53V129H52ZM60 130H61V129H60ZM110 130H111V129H110ZM123 130H124V128H123ZM131 130H132V129H131ZM137 130H139V129H137ZM217 130H218V129L216 128V131H217ZM12 131H13V130H12ZM12 131H11V132H12ZM34 131H35V130H34ZM75 131H76V130H75ZM92 131H93V130H92ZM104 131H105V129H104ZM119 131H121V129H120ZM124 131H125V130H124ZM124 131H123V132H124ZM139 131H140V130H139ZM149 131H150V130H149ZM209 131H210V130H209ZM212 131H213V130H212ZM218 131H219V130H218ZM227 131H228V130H227ZM32 132H33V131H32ZM54 132H56V131H53V133H54ZM76 132H77V131H76ZM89 132H91V130H90ZM94 132H95V131H93V134L96 133V132H95V133H94ZM97 132L99 133V130H98ZM111 132H112V134L115 135V133H113V131H111ZM111 132H109V133H110V134H109L110 136H111ZM117 132H118V131H116V135H117ZM132 132H133V131H132ZM141 132H142V131H141ZM147 132H148V131H147ZM213 132H215V130H214ZM232 132H234V131H232ZM236 132H237V131H236ZM59 133H60V132H59ZM68 133L71 134V131L68 132ZM81 133H82V131H81ZM85 133H87V132H85ZM85 133H84V134H85ZM98 133H96V134H98ZM100 133H101V132H100ZM102 133H103V131H102ZM126 133H127V130H126ZM185 133H186V132H185ZM203 133H204V132H203ZM203 133H202V134H203ZM210 133H212V132H210ZM224 133H225V132H224ZM230 133H231V131H230ZM230 133H227V134H230ZM19 134H20V133H19ZM54 134H55V133H54ZM57 134H58V133H57ZM84 134H82V135H84ZM93 134H92V135H93ZM104 134L106 135V133H104ZM129 134H130V130H129ZM129 134H128V135H129ZM133 134H134V132H133ZM212 134H213V133H212ZM225 134H226V133H225ZM225 134H224V135H225ZM237 134H238V133H237ZM21 135H22V134H21ZM78 135H80V134L78 133ZM124 135H126V134H124ZM141 135H142V133H141ZM149 135H151V134H149ZM156 135H157V134H156ZM166 135H167V134H166ZM217 135H218V134H217ZM232 135H236V134L234 133V134H232ZM238 135H239V134H238ZM241 135H242V134H241ZM72 136H73V138H75L74 136H76V134L74 135L73 132H72ZM84 136H85V135H84ZM87 136H88V135H87ZM87 136H86V137H87ZM137 136H138V135H137ZM142 136H143V135H142ZM209 136H210V135H209ZM211 136H212V135H211ZM230 136H231V135H230ZM236 136H237V135H236ZM239 136H240V135H239ZM242 136H243V135H242ZM69 137H70V135H69ZM88 137H90V136H88ZM88 137H87V138H88ZM93 137H94V136H93ZM96 137H98V136L96 135ZM122 137H123V136H121V138H122ZM127 137H131V136H127ZM152 137H153V136H152ZM167 137H168V136H167ZM225 137H228V136L225 135ZM263 137H264V135H263ZM20 138H21V136H20ZM22 138H23V137H22ZM98 138H100V135H99ZM112 138H113V135H112ZM121 138L119 137L120 141H121ZM133 138H134V136H133ZM142 138H143V137H142ZM210 138H211V137H210ZM213 138H214V137H213ZM100 139H101V138H100ZM116 139H117V138H116ZM137 139H138V138H137ZM150 139H151V137H150ZM228 139H229V137H228ZM240 139H241V138H240ZM249 139H250V138H249ZM249 139H248V140H249ZM103 140H104V138H103ZM106 140H107V139H106ZM122 140H124V138H123ZM125 140H126V139H125ZM207 140H208V139H207ZM230 140H231V138H230ZM117 141H118V139H117ZM153 141H154V140H153ZM232 141H233V140H232ZM105 142H106V141H105ZM107 142H108V141H107ZM109 142H110V141H109ZM118 142H119V141H118ZM128 142L130 143V141H128ZM250 142H253V141H251V139H250ZM9 143L12 144V147H13L14 149L19 148V147L13 146V143L16 144V145H20V144H18V143H15V141H14V142H10V141H9ZM9 143H7V141L4 140V139L2 138V136H1V134H0V153H1L2 155H5V156L3 157L4 160L7 159V157H8V156L6 157V152H7V151H10V148L7 147V145H8ZM99 143L102 144L101 141H100ZM113 143H114V141H113ZM115 143H116V145L119 147V144H120V143H118V144H117V142H115ZM126 143H127V142H125V144H126ZM129 143H128V144H129ZM232 143H233V142H232ZM108 144H109V143H108ZM128 144H127V145H128ZM121 145H122V144H121ZM130 145H131V144H130ZM147 145H148V144H147ZM243 145H244V144H243ZM107 146H108V145H107ZM110 146H112V145H110ZM110 146H109V147H110ZM250 146H251V144H250ZM252 146H253V145H252ZM252 146H251V147H252ZM22 147H23V146H22ZM109 147H108V148H109ZM114 147H116V146H114ZM121 147L123 148V146H121ZM125 147H126V146H125ZM128 147H129V145H128ZM140 147H141V146H140ZM247 147H248V146H247ZM254 147H255V146H253V149H254ZM39 148H40V147H39ZM101 148H102V145H101ZM103 148H104V147H103ZM111 148H113V146H112ZM111 148H109V149H111ZM141 148H142V147H141ZM248 148H249V147H248ZM14 149H13V150H14ZM19 149H20V148H19ZM37 149H38V147H37ZM120 149H121V148H120ZM124 149H126V148H124ZM240 149H241V148H240ZM255 149H256V148H255ZM255 149H254V150H255ZM103 150H104V149H103ZM115 150H117V148H116ZM121 150H122V149H121ZM131 150H132V149H131ZM249 150H251V149H249ZM27 151H28V150H27ZM39 151H40V150H39ZM105 151H106V149H105ZM126 151H128V149H126ZM241 151H242V150H241ZM244 151H245V150H244ZM244 151H243V152H244ZM28 152H29V151H28ZM112 152H113V151H112ZM115 152H117V151H115ZM124 152H125V151H124ZM136 152H137V151H136ZM136 152H135V153H136ZM236 152H237V151H236ZM243 152H242V154H243ZM249 152H250V151H249ZM249 152H248V153H249ZM121 153H122L123 156H124V154H125V156L127 155L126 153H123V150H122ZM128 153H130V152L128 151ZM245 154H246V153H245ZM254 154H255V153H254ZM24 155H25V154H24ZM115 155H116V153H115ZM135 155H136V154H135ZM139 155H140V152H139ZM143 155H144V153H143ZM143 155H142V156H143ZM155 155H156V154H155ZM248 155H249V154H248ZM255 155H256V154H255ZM29 156H30V157L28 158L29 160H36L35 157H33L32 155L29 154ZM34 156H35V155H34ZM113 156H114V155H113ZM159 156H160V155H159ZM250 156H251V155H250ZM136 157L138 158L139 156L137 155V156H135V158H136ZM247 157H249V156H247ZM255 157H256V156H255ZM36 158H37V157H36ZM68 158H69V157H68ZM118 158H119V155H118ZM131 158H133V157H130V158H128V159H131ZM154 158H155V157H152L153 160H154ZM189 158H191V157H189ZM244 158H245V157H244ZM249 158H251V157H249ZM65 159H66V158H65ZM133 159H134V158H133ZM141 159H142V158H141ZM158 159H159V158H158ZM240 159H241V158H240ZM7 160L9 161V165H10L11 167H15V163H16V162H14L11 158H8ZM23 160H24V159H23ZM66 160H67V159H66ZM66 160H65V161H66ZM137 160H138V159H137ZM139 160H140V159H139ZM139 160H138V161H139ZM150 160H151V159H150ZM155 160H156V159H155ZM160 160H161V158H160ZM235 160H236V159H235ZM237 160H238V159H237ZM244 160H245V159H244ZM246 160H247V159H246ZM252 160H253V159H252ZM134 161H135V160H134ZM253 161H254V160H253ZM126 162H128V160H127ZM132 162H133V161H132ZM142 162H143V161H142ZM142 162L140 161L141 164H142ZM162 162H163V161H162ZM169 162H170V161H169ZM169 162H168V163H169ZM202 162H203V161H202ZM231 162H232V161H231ZM241 162H242V161H241ZM247 162H248V160L246 161V163H247ZM69 163H71V162H69ZM129 163H130V161H129ZM250 163H251V161H250ZM36 164H37V163H36ZM150 164H152V163H150ZM161 164H162V163H161ZM252 164H253V163H252ZM258 164H259V163H258ZM49 165H50V164H49ZM144 165H146V164H144ZM154 165H155V164L153 163V166H154ZM141 166H142V165H141ZM163 166H164V163H163ZM24 167H25V166H24ZM32 167H33V166H32ZM35 167H36V166H35ZM35 167H34V168H35ZM154 167L156 168V165H155ZM142 168H143V167H142ZM144 168H146V167H144ZM144 168H143V169H144ZM159 168H160V167H159ZM16 169H17V168H16ZM14 170H15V169H14ZM31 170H32V169H31ZM35 170H36V168H35ZM29 171H30V170H29ZM149 171H150V170H149ZM203 171H204V170H203ZM60 172H62V171L60 170ZM147 172H148V170H147ZM63 173H64V172H63ZM148 173H149V172H148ZM150 174H152V173H150ZM77 175H78V174H76V176H77ZM151 176H152V175H151ZM153 177H154V176H152L151 178H153ZM136 178H137V177H136ZM14 179H15V178H14ZM153 179H154V178H153ZM155 179H156V178H155ZM8 182H9V181H8ZM41 182H42V181H41ZM205 182H206V181H205ZM143 183H144V182H143ZM143 183H142V184H143ZM31 185H32V183H31ZM52 195H53V194H52ZM242 197H243V196H242ZM245 199H246V197H245ZM245 199H244V200H245ZM244 200H243V201H244ZM246 201H247V200H246ZM249 208H250V207H249ZM262 215H263V214H262ZM263 216H264V215H263ZM261 217H262V216H261ZM262 219L264 220V218H262ZM220 229H221V228H220ZM220 229H217V230L219 231ZM218 231H217V232H218ZM222 232H224V231H222ZM225 232H226V231H225ZM261 232H262V231H261ZM228 233H229V231H228ZM258 233H259V232H258ZM263 233H264V232H263ZM221 234H222V233H221ZM229 234H230V233H229ZM260 234H261V233H260ZM225 235H226V234H225ZM262 235H263V234H262ZM232 236H233V235H232ZM227 238H228V236H227ZM225 240H226V239H225ZM228 240H229V238L227 239V241H228ZM217 242L219 243V241H217ZM216 246H219V244H218V245L216 244ZM221 246H222V245H221ZM263 246H264V244H263ZM216 248H218V247H216ZM221 249H222V248H221ZM221 249H220V250H221ZM216 253H217V251H216ZM218 256H219V255H218ZM221 256H222V255H221ZM222 258H223V256H222ZM224 258H225V257H224ZM221 261H222V260H221ZM219 262H220V261H219ZM222 263H224V262H222Z\"/></svg>","mask_w":264,"mask_h":264}]
</instances>
